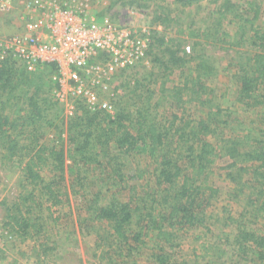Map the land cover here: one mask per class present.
<instances>
[{"label":"trees","instance_id":"16d2710c","mask_svg":"<svg viewBox=\"0 0 264 264\" xmlns=\"http://www.w3.org/2000/svg\"><path fill=\"white\" fill-rule=\"evenodd\" d=\"M172 1L182 7L178 14L170 17V13L166 17L167 22L177 23L176 40L182 37L192 40L193 53L206 42H219L227 50L232 49L231 60H237V71L231 76L236 87L222 89V86L216 88L208 83L214 67L208 56H204L205 51H201V55L194 54V67L184 75L187 62L192 58H185L188 54L180 51L178 43L164 49L166 60H156L166 71L181 70L184 81L181 87L178 82L171 89L172 95L178 97L173 106L181 111L180 115H174L178 123L172 119L168 126L163 124V117H158L156 110L146 104L140 105L133 117L123 107H116L113 113L89 112L81 108L67 121L65 136L56 134L51 141H46L45 132L35 130L45 117L35 98L37 90L27 101L14 96L18 63L0 61V160L19 162L24 179L31 186L20 195L19 202L13 204L16 213L8 214L7 224L17 227L18 232L21 230L23 237L41 233L43 224L31 213L35 207H44L54 225L67 216L57 208L64 199L68 200L65 177L68 160L74 167L76 184L82 186L87 182V171L94 174L98 170V180L106 184L111 181L115 186L144 178L145 174L132 162L135 152H144L151 158L148 175L152 174V185L163 192L157 198L156 190L151 191L152 200L158 203L156 208L150 207L142 214L139 207L132 206L130 202L136 199L133 185L127 201L113 196L108 202L100 203L105 190L99 189L96 200L87 203L88 217L81 222L86 230H91L94 221L108 225L106 236L97 235L96 239V247L108 248V254L103 257L112 254L119 258L116 264H136L137 250L146 244L144 238L148 237L157 246L151 254L152 264H179L170 260L167 249L186 244L188 235L192 234V240L200 241L201 251L199 254L194 251L192 264H199L209 256L212 244L208 239L214 236L215 229L220 232L232 228L235 233L231 242L240 248L242 263L264 264V232L253 226L264 213V130L252 128L249 123L246 131L245 128H228L229 120L242 124L246 121L239 117L231 119L229 113L223 119L220 102L229 93L235 97V103L248 109L264 102V32L251 27V34L246 35L247 8H235L232 0L221 4L216 22L206 27L195 26L184 10L199 0ZM231 14L238 19L234 21L237 37L227 40L217 33L224 20L229 18L231 22ZM151 38L148 53L152 54L157 40L154 35ZM158 41L161 46L165 43L163 39ZM245 43L255 46L252 55H244L248 49L241 47ZM210 98L219 101L213 104ZM12 99L15 101L13 108ZM92 167L97 169L91 170ZM224 169L228 170L225 175L222 174ZM210 177L215 179L211 185L204 186ZM215 180L218 181L215 183ZM221 180L227 182V190L225 185L219 184ZM69 187L72 192L79 193L80 189L73 188L72 184ZM242 202L244 205L240 207ZM236 206L239 209H235ZM5 248H0L3 255ZM36 248L39 256L46 258L53 247L46 239Z\"/></svg>","mask_w":264,"mask_h":264},{"label":"rangeland","instance_id":"374dc122","mask_svg":"<svg viewBox=\"0 0 264 264\" xmlns=\"http://www.w3.org/2000/svg\"><path fill=\"white\" fill-rule=\"evenodd\" d=\"M21 1L12 0L18 9H20V6L16 5H20ZM224 1L199 0L196 4L187 6L184 10L186 14L189 13V19L195 22V26L206 27L214 25L220 10L219 7ZM232 1L235 8H247L248 13L245 17L249 20L245 23V30H248L246 35L251 34V27L264 32V0ZM57 3L97 15L98 17H107L119 25L127 26L134 30L145 31L155 36L157 40L154 42L156 47H154L155 49L152 54L151 52L148 53L149 63L127 70L125 75L120 78L122 81L121 90L115 100V106L123 107L132 117L135 115L136 110L140 108V105L143 106L144 104L148 107L151 106L153 110L155 109L157 116L163 117L162 121L165 125L168 124V121L175 119V114L180 115L181 111L175 110L173 106L178 97L172 95L171 89L178 82L180 87L183 85L184 81L180 72L181 70L166 71L161 62L156 60V58L166 60L164 49L171 44L178 43L180 51H185L188 54L185 58H192V60L187 62V70L183 72V74L185 73L184 75L189 72L190 67H194L193 57L201 55L205 51L204 56H208L214 67L213 73L209 76L208 83H211L216 88L222 86V89L225 86L231 89L236 87L231 77L237 71V67L235 66L237 60H231V55H233L232 49L227 50V48H224L226 46H221L219 42H214L213 44L206 42V44L198 46L197 52L193 53L191 50L192 40H187L185 37L176 40L178 35L175 32L177 23L175 21L167 22L166 17H169L170 13V17L178 14L182 7L173 3L172 0H148L143 3L134 2L133 0H57ZM259 6L261 13L259 12ZM15 14H19L18 11L8 14L0 12L1 35L13 34L19 30L18 24L20 21L18 17L16 18L17 15ZM230 17L231 22H228L229 18L224 20L222 29L217 33V35L227 40L237 37L235 35L237 26L234 21L238 19L232 18V14ZM161 39L165 41L163 46L158 41ZM250 45L249 43H245V46L241 47V49H248L244 54L246 56L252 55L256 49L255 46L251 45V47ZM15 70L17 85L13 91L14 96H21L27 101L37 90L35 98L39 102V105L42 106V112L45 117L35 130L37 132H45L44 139L46 141H51L53 137L55 138L56 134H60L62 137L65 136L66 123L71 116L66 113L64 106L55 100L52 93L54 84L50 67L47 65L38 66L34 71L27 72L26 70L24 71L21 64H17ZM211 98L210 103L214 104L219 101ZM234 99L235 97L232 93L227 94L221 99L222 118L224 119L229 113L231 119L232 117H239L245 119L246 122L242 124L235 120H229L227 127H233L236 130L245 128L246 131L247 124L249 123L252 128L264 130V102H260L256 107L248 109L242 104L235 103ZM10 101L13 108L15 101L13 99ZM7 110L8 108H6ZM228 119H230V116ZM175 120V123H178V120ZM150 159V156L144 152H135L132 162L137 170L145 174L144 178L130 180L127 183H118L115 186L111 184V181L109 184H106L105 181L98 180L97 175L100 172L95 167L91 169L96 170L94 174H90L87 171V182H84L82 186L81 184H76L74 180L76 178L74 167L70 166L71 161L68 160L67 164L69 166L65 175L68 200L64 199V203L57 208V211L67 214V216L62 217L58 224L54 225L44 207H35L32 209V216L37 217L38 221H41L43 228L39 235L30 234V236L25 237L21 235V230L18 232L16 231L17 227L10 226L7 223L9 215L16 213L13 204L19 202L20 195L26 189H31V186L25 181L24 175L20 170L22 165L19 162H16V160H0V222L7 232L3 236L1 243V246L5 244L7 249L5 248V255L0 253V264H116L115 262L119 261L118 256L109 254L103 257V255L108 254L106 250L108 248L106 246L105 248L102 246L96 247L97 235L106 236V233L109 231L108 225L104 222L94 221L92 223L94 226L90 228L91 230L87 231L84 224L81 223L84 217H88L86 211L87 203H90L91 199L96 200L95 194L98 193L99 189L100 191L105 190V195H101L100 203L108 202L113 196L127 201L128 197L132 194L129 188L133 185L135 186L133 192L136 194V199L134 197L130 202L132 206L139 207L141 209L139 211L143 212L142 214L149 210L150 207L156 208L158 203H154L152 200L151 191L156 190L157 198L163 192L152 185V174L148 175V169L151 168ZM217 163L224 165L219 160H217ZM227 171V169L222 170V174L225 175ZM214 179L215 177H210L204 183V186L211 185ZM217 181L215 180V183ZM70 184L73 185V188L80 189L78 194L70 190ZM219 184L225 185L226 190L228 189V184L225 180H221ZM107 187L110 188L108 191H106ZM138 196L139 198H137ZM218 205L220 207L222 203ZM241 205H244V203L242 202L239 206L241 207ZM235 209H239V207L236 206ZM52 210L56 211V208ZM135 217H133L134 220H137V217ZM87 220L90 222V219ZM255 221L256 224L253 226L260 230V232H264V213ZM208 222L211 223L213 221ZM131 225L133 226L134 224L132 223ZM215 231L214 236H209L211 240L208 239L212 244L208 252L209 256L201 259L198 263L237 264V261H239V264H245L246 262L242 263L239 258L242 255L241 250H239L240 248L237 249L231 242L235 231L232 228H225L220 230V232H218V229H215ZM192 237V234L188 235L187 239L190 242L187 241L186 244L183 243L179 247L167 249V252H170L171 261L179 264L193 263L194 251L197 254L201 251L198 247L200 241H194ZM46 239L49 246L53 248L46 258H44L39 256L38 248L36 247ZM144 240L146 244L137 250L136 264H152L153 258L151 254L157 249V246H154L152 240L148 237H145Z\"/></svg>","mask_w":264,"mask_h":264},{"label":"built area","instance_id":"2783aa9c","mask_svg":"<svg viewBox=\"0 0 264 264\" xmlns=\"http://www.w3.org/2000/svg\"><path fill=\"white\" fill-rule=\"evenodd\" d=\"M0 0V12L18 11L19 30L0 34V61L12 60L27 72L50 67L55 100L69 116L81 108L113 113L129 69L149 63L148 32L119 25L107 17L60 5L57 0ZM1 33V32H0ZM120 80V82H119ZM7 232L0 222V248Z\"/></svg>","mask_w":264,"mask_h":264}]
</instances>
